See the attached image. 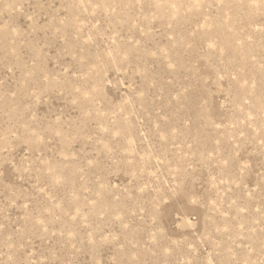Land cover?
<instances>
[{
  "label": "rangeland",
  "instance_id": "374dc122",
  "mask_svg": "<svg viewBox=\"0 0 264 264\" xmlns=\"http://www.w3.org/2000/svg\"><path fill=\"white\" fill-rule=\"evenodd\" d=\"M0 264H264V0H0Z\"/></svg>",
  "mask_w": 264,
  "mask_h": 264
}]
</instances>
